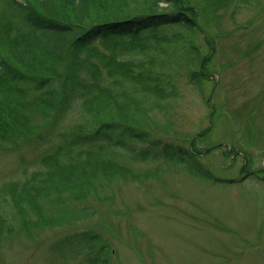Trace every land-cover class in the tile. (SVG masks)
Segmentation results:
<instances>
[{
	"label": "trees",
	"instance_id": "16d2710c",
	"mask_svg": "<svg viewBox=\"0 0 264 264\" xmlns=\"http://www.w3.org/2000/svg\"><path fill=\"white\" fill-rule=\"evenodd\" d=\"M207 2L0 0V147L33 133L34 114L53 111L56 125L78 104L84 118L40 160L43 168L0 188L21 231L32 236L33 229L59 225L48 215L67 201L78 217L94 216L91 199L104 201L106 182L149 175L129 158L182 163L208 176L195 162V142L191 150L185 140L155 136L168 127L154 120L180 97L183 76L199 88L210 79L213 42L206 36L205 53L188 36L204 32ZM205 5L225 7L220 0ZM17 230L0 212V246ZM53 251L61 260L83 256L81 264H110L113 255L102 235L87 230L68 234Z\"/></svg>",
	"mask_w": 264,
	"mask_h": 264
},
{
	"label": "rangeland",
	"instance_id": "374dc122",
	"mask_svg": "<svg viewBox=\"0 0 264 264\" xmlns=\"http://www.w3.org/2000/svg\"><path fill=\"white\" fill-rule=\"evenodd\" d=\"M205 4L204 32L188 36L205 53L206 36L213 42L210 79L199 88L183 76L180 97L154 120L168 127L155 136L195 142V162L208 176L182 163L129 158L135 171L149 175L106 182L104 201L91 199L92 217H78L67 201L48 215L59 225L33 229L32 236L7 235L0 264H81L83 256L61 260L53 247L83 230L102 235L113 251L110 264H264V0H220L225 7L216 9ZM77 105L56 125L53 111L34 114L33 133L0 147V188L27 181L65 132L84 124ZM0 202L5 218L20 225L12 206Z\"/></svg>",
	"mask_w": 264,
	"mask_h": 264
}]
</instances>
